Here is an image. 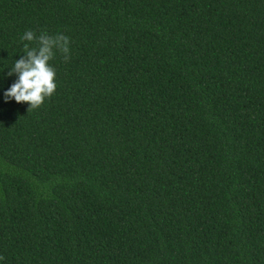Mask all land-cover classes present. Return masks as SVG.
<instances>
[{"label": "trees", "instance_id": "1", "mask_svg": "<svg viewBox=\"0 0 264 264\" xmlns=\"http://www.w3.org/2000/svg\"><path fill=\"white\" fill-rule=\"evenodd\" d=\"M27 30L70 38L29 111ZM0 257L264 264V0H0Z\"/></svg>", "mask_w": 264, "mask_h": 264}, {"label": "clouds", "instance_id": "2", "mask_svg": "<svg viewBox=\"0 0 264 264\" xmlns=\"http://www.w3.org/2000/svg\"><path fill=\"white\" fill-rule=\"evenodd\" d=\"M20 39L28 43L24 44V54L14 61L7 73L8 76L15 75L17 79L4 92V100L27 103L29 111L38 109L55 94L56 71L50 62L57 52L64 54L66 60L69 58L70 38L61 33L50 35L41 32L37 35L27 30ZM33 43L35 46L31 47Z\"/></svg>", "mask_w": 264, "mask_h": 264}]
</instances>
